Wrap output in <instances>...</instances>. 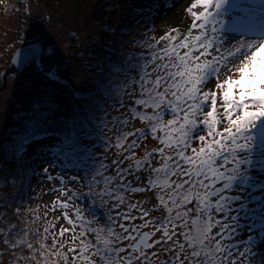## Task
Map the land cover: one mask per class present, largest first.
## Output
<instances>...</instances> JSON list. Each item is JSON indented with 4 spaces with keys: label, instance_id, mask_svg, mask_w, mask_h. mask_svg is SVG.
I'll use <instances>...</instances> for the list:
<instances>
[{
    "label": "snow or ice",
    "instance_id": "6c2138e0",
    "mask_svg": "<svg viewBox=\"0 0 264 264\" xmlns=\"http://www.w3.org/2000/svg\"><path fill=\"white\" fill-rule=\"evenodd\" d=\"M225 3L194 0L189 11L195 21H203L192 25L193 29H201L200 34L152 53L151 58L141 54L140 61L131 65L140 73L139 80L133 81L139 85V98L132 102L133 115L151 121L152 134L163 133L159 137V166L154 167L146 157L136 162V168L147 174L148 188H159L163 193L159 202L167 214L153 218L152 210L142 204L125 205V197L117 192L135 193L145 188L124 182L133 169L123 168V159L112 160L109 165L102 157L97 175L103 177V182L93 177L96 187L87 195L111 202V209L102 226H92L99 221L82 220V239L73 235L71 242L75 244L79 239V243L69 249L75 254L74 261L242 264L256 248L264 246V41L241 43L227 57L221 54L208 59L214 47L220 51L214 33L216 14ZM198 6L204 10L193 11ZM209 23L212 27L207 32ZM182 48L187 49L183 54ZM34 51L39 69L43 52L38 47ZM230 57L239 62L231 67L222 63ZM221 68L233 74L217 83L216 91H203L210 77H219ZM46 78L51 79L50 71ZM130 95L135 96V91ZM218 101L227 122L222 130L218 127L223 123L218 118ZM209 105L210 110L204 111ZM169 114L171 118L165 120ZM202 126L206 134L198 135ZM194 142L199 147H193ZM109 169L114 175L105 174ZM139 180L136 176L135 182ZM236 189L242 191L231 194ZM242 220L245 227L241 226ZM245 232L246 238H238ZM157 233L159 238H155ZM27 247L32 245L28 243ZM161 251L167 259H160ZM258 255L264 256V252ZM63 259L67 261L68 254Z\"/></svg>",
    "mask_w": 264,
    "mask_h": 264
},
{
    "label": "trees",
    "instance_id": "16d2710c",
    "mask_svg": "<svg viewBox=\"0 0 264 264\" xmlns=\"http://www.w3.org/2000/svg\"><path fill=\"white\" fill-rule=\"evenodd\" d=\"M37 1L4 0V6L0 8V31L10 29L12 22L15 38L20 41V20L31 12ZM193 3L194 0H94L89 15L81 23L83 26L68 28L64 32V48L59 52V56L64 59L58 67V74H51V79H45L47 85L52 87L51 91L63 92L69 97L73 112H61L62 102L58 103L57 98H52L46 109L35 118L25 121L19 127L10 126L0 132V247L7 254L9 264H86L84 261L73 260L75 254L69 252V249L76 247L79 239L74 244L71 242L72 237L75 235L82 239V220L99 221L93 227L104 225L105 216L111 209L110 202L87 195L95 190L93 177L103 182V177L97 175L101 158L106 157V162L111 165L107 153H97L96 149L110 148L113 142L109 143V137L112 139L114 136V144L118 148L126 145L132 135L147 140V132L152 123L143 120L149 126L144 130H131L125 126L119 134L104 132L106 125L111 124L106 122L108 115L113 112L108 107L121 109L124 105L133 115V100L125 102L121 98L123 92L116 89L131 65L118 59L131 60L145 52L158 53L166 47L179 45L199 35L201 29H193L192 25H199L203 21L194 20L189 11ZM203 10L200 6L193 9L196 12ZM6 22L9 24H4ZM209 27L210 24L205 31L210 32ZM50 46L56 48L52 43ZM46 50L40 61L52 56L49 47ZM180 51L183 54L187 49L182 48ZM121 68L123 71L119 70ZM113 92H118L120 97H116ZM219 115L218 118L223 120V113ZM83 117L88 119L90 126L83 125ZM110 119L114 118L110 116ZM133 119L140 118L133 115ZM226 123L223 120L220 128L226 126ZM85 127L88 132L83 131ZM84 132L85 136L92 132L98 140L95 146H87L81 140ZM146 155L152 162V156L149 153ZM46 156L53 161V167L58 168L59 173L74 176L73 182L79 190L74 192L76 197L72 212L78 221L69 239L56 236L49 224L53 214L44 209L40 200L34 196L35 178L41 175V166L45 164L43 158ZM105 174L112 175L111 169ZM152 189L160 197V189ZM156 201L160 206L159 200ZM163 214H167V209ZM92 238L89 233V239ZM28 243L32 248L27 247ZM64 254H68L67 261L63 259ZM165 259L166 254L163 256Z\"/></svg>",
    "mask_w": 264,
    "mask_h": 264
},
{
    "label": "rangeland",
    "instance_id": "374dc122",
    "mask_svg": "<svg viewBox=\"0 0 264 264\" xmlns=\"http://www.w3.org/2000/svg\"><path fill=\"white\" fill-rule=\"evenodd\" d=\"M92 3H94V0L91 2L90 0H38L36 4H33L31 12L20 20V25H22V37L20 41H17L15 38L16 35L12 28V22L9 25L10 29L0 31V87L3 85L1 72L10 65L13 53L19 46L43 40V55L48 47L49 51L52 52V56L48 60L41 61V70H39L35 64L26 65L16 75L8 79L7 86L4 89H0V132L6 130V128L10 126L19 127L21 124H24L25 121L35 118L41 111L46 109L49 99L52 98H57L58 103L62 102L61 112L64 111L67 114L73 112L71 106L72 102H70L69 97L63 92L51 91L52 87L47 85L45 78L48 75V71H50V75L58 74V67L62 64V60L64 59L62 56H59V52L64 48L62 36L68 28L77 29L78 26H83L81 23L84 22L85 18L89 15L92 9ZM257 3L262 5L257 6ZM3 6L4 0H0V8ZM213 12H215V9H213ZM216 21L214 42L217 47H219L220 51L218 52L215 47L214 52L208 59H212L213 56L219 57L221 54L227 57L228 52L233 51L235 46L241 43H250L252 39H254L255 42L264 41V0H226L224 7L216 14ZM26 22L27 24L25 25ZM4 24H9V22ZM209 24V29H211L212 24ZM23 25L25 26L23 27ZM240 29H242V32H240ZM50 43L56 45V48L51 47ZM144 54L151 58L150 52H145ZM140 56L141 55H138L136 59L134 57L131 60L118 59V61L133 65L140 61ZM40 60H42V58ZM49 60L51 61L50 63ZM238 62L236 57H230L226 61H222V63H227L229 67ZM157 63H159V61H157ZM230 74H233V72L221 68L219 77H210L203 86V91H216L215 85L222 82ZM235 75H238V73ZM139 77L140 73L132 67L125 71V77H123L121 84L116 88L123 92L121 98L125 102L128 99L134 100L139 98V85L133 83L134 80L138 81ZM133 91L136 93L135 96L130 95ZM113 94L116 95V97H120L118 92H113ZM221 109L218 101V112L219 114L221 112L223 113V120L226 122V116L224 115L223 109ZM99 110L100 107L97 111ZM108 110L111 112L113 110V112L111 115H108L106 120V122L111 123L104 128L106 134H113V132L119 134V132L126 127L131 128V130L135 128H140L142 130L149 128L148 124H144L142 119L134 120L133 115L130 114L129 110L124 105L121 109L110 106ZM208 110H210V105L204 108V111ZM149 112H151V109H149ZM110 116L114 119H110ZM170 118V114L165 116V120ZM99 120H101V118H99ZM76 123L82 127V124L78 120H76ZM83 125L90 126L88 119L85 117H83ZM111 125L112 127H110ZM151 126L152 123L150 124V128ZM218 127L220 128V126ZM222 128L223 127L220 129L222 130ZM83 131L88 132V128L85 127ZM85 132L81 140L87 146H95L98 140L94 138L92 132H89L86 136ZM197 134H206V131L203 128V130L201 131L200 129ZM162 135L163 133L160 132L152 134L149 129L147 132V140H142L132 135L128 138V143L121 148L116 147L114 144L116 140L115 136L112 137V139L109 137L111 140L109 143L113 142L110 148L96 149L97 153L105 151L111 162L115 159H123L124 163L122 167L126 169L131 167L133 169V172L127 175L124 182L127 184L129 181H132L131 187L145 188V191L135 193L119 191L117 195H123L125 197V205L142 203L144 208L152 210L153 213L150 212V217L153 218L160 217L166 209L163 205H158L159 203L156 201L157 199L159 200L158 194L155 193L152 188L147 187V174L136 168V162H143L148 155H146V153H149L154 154L151 155L152 165L154 167L159 166L157 163L159 160L158 149L162 147L159 137ZM133 142H135L134 146L130 147V145H133ZM192 146L199 147V143L194 142ZM96 152L94 151L93 153ZM131 153H134V155H131ZM43 160L45 164L41 166V175L35 178L36 188L34 196L36 200H40L44 209L53 214V218H51L49 224L53 228L51 229L55 231L56 236L69 239L72 237L71 233L76 226L77 220L74 218L75 214L72 215L76 197L74 192H78L79 190L73 182V175L59 173V169L53 167V161L48 159V156L44 157ZM144 167H147V164H145ZM111 173L114 175L112 171ZM136 176H140L139 182H135ZM80 191L82 190L80 189ZM240 191L242 190L236 189L231 194H239ZM82 193L85 194L84 191H82ZM162 194L163 193L159 190V195L161 196ZM259 198V196L255 197L257 200ZM254 206L255 205H253V207ZM254 210L259 211L258 208ZM246 211L251 212L253 209H246ZM134 214H136L135 210ZM253 219H258V217L254 216ZM69 221H71V223ZM137 222L139 223V221ZM243 223L244 221L242 220L241 226L245 227ZM39 228H42V226ZM62 231L63 235L61 234ZM247 234L248 233L245 232L243 236L238 238L244 239ZM252 234L255 235V233ZM159 235L160 234L157 233L155 238H159ZM1 250L2 248L0 247V264H9V258L6 256L7 254ZM254 252H256V255H254ZM261 252H264L263 247L256 248L244 261H242V264H264V256L258 255V253ZM163 256H165V253L161 251V260H163ZM259 256L262 257L263 262L257 260Z\"/></svg>",
    "mask_w": 264,
    "mask_h": 264
},
{
    "label": "water",
    "instance_id": "95a60500",
    "mask_svg": "<svg viewBox=\"0 0 264 264\" xmlns=\"http://www.w3.org/2000/svg\"><path fill=\"white\" fill-rule=\"evenodd\" d=\"M40 48L42 52L44 51V41L38 40L35 42H31L26 45L19 46L13 53L11 58L10 65L6 67L1 72V77L3 80V85L0 89H4L7 86L8 79L10 77L16 75L20 70H22L26 65L35 64L36 63V53L34 51L35 48ZM42 56L40 57V59ZM147 231V229H146Z\"/></svg>",
    "mask_w": 264,
    "mask_h": 264
},
{
    "label": "bare ground",
    "instance_id": "6f19581e",
    "mask_svg": "<svg viewBox=\"0 0 264 264\" xmlns=\"http://www.w3.org/2000/svg\"><path fill=\"white\" fill-rule=\"evenodd\" d=\"M257 4H258V3H257ZM261 5H262V4H258L257 6H261ZM240 32H242V29H240ZM250 40H251V38H250ZM251 42H255V40L252 39ZM262 247L264 248V246H262ZM254 255H256V252H254ZM257 260H258L259 262H263V259H262L261 256H259V257L257 258Z\"/></svg>",
    "mask_w": 264,
    "mask_h": 264
},
{
    "label": "flooded vegetation",
    "instance_id": "af4514ba",
    "mask_svg": "<svg viewBox=\"0 0 264 264\" xmlns=\"http://www.w3.org/2000/svg\"><path fill=\"white\" fill-rule=\"evenodd\" d=\"M142 204V203H141ZM142 207H144V205L142 204ZM137 214V213H136Z\"/></svg>",
    "mask_w": 264,
    "mask_h": 264
}]
</instances>
